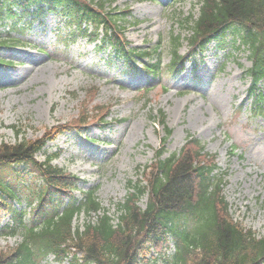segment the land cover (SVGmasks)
I'll list each match as a JSON object with an SVG mask.
<instances>
[{"label":"rangeland","instance_id":"374dc122","mask_svg":"<svg viewBox=\"0 0 264 264\" xmlns=\"http://www.w3.org/2000/svg\"><path fill=\"white\" fill-rule=\"evenodd\" d=\"M198 1L108 2L122 12H131L128 20L132 25H126V35L132 46L148 49L160 45L165 66L171 59L172 35H181L179 53L187 52V33L180 22L189 14H198ZM136 21L139 24L133 25ZM0 30L3 37L21 44L0 49V59L14 64L0 68L2 141L14 144L16 132L36 140L47 128L73 125L83 114L91 115L85 131L59 137L47 145V154L62 151L53 164L77 175L82 190L98 189L100 202L113 214L114 204L127 196L128 183L142 180L141 168L152 163L162 145L166 133L159 124L162 113L172 130L165 157L179 152L188 136L199 139L205 151L216 156L232 216L264 236V115L251 113V82L245 75L251 66L248 52L242 47L237 50L231 34L226 36L230 44L220 48L215 42L202 58L187 64L182 74L167 76L164 67L161 78L151 79L142 63L129 71L114 52L95 49L84 40L65 49L59 34L67 32L66 25L59 17L36 20L23 34L9 27ZM107 112L105 119L112 125L99 130L95 127L99 117ZM145 204L143 199L141 206ZM84 221L81 217L78 223ZM18 242L0 239V255ZM41 263L59 264L53 257Z\"/></svg>","mask_w":264,"mask_h":264},{"label":"trees","instance_id":"16d2710c","mask_svg":"<svg viewBox=\"0 0 264 264\" xmlns=\"http://www.w3.org/2000/svg\"><path fill=\"white\" fill-rule=\"evenodd\" d=\"M98 2L0 0V27L5 26L8 19L19 22V18L37 17L47 7L75 25L74 38L96 41L99 29L103 27L105 37L101 47L113 45L117 55L128 64L135 63L139 57L152 59L158 53L155 48L149 52H137L135 56L134 50H127V43L117 38L122 30L117 25L120 19H115L106 10V0ZM31 6L36 10L31 11ZM198 6L197 19L192 20L191 17L185 24L187 28L191 27L187 39L189 44L202 49L220 32L229 30L234 24L241 25L244 31L242 43L251 52L253 60L249 73L254 85L264 82V0H203ZM191 23L193 25L189 26ZM1 35L0 45L12 42L3 40ZM180 41L179 37L171 38V53L175 57ZM159 68V63L145 66L148 72L153 73ZM91 117L83 114L80 121L66 127L85 125ZM104 117H99V120ZM160 122L165 125L163 116ZM64 130L65 127L57 126L46 132L44 139H53L55 133ZM170 135L171 130L166 129L163 150L156 153L152 164L142 169L144 179L137 183L129 182L128 196L117 205L119 216L116 223L105 209L102 215H97L103 208L96 190L82 193L81 201L76 198L79 178L53 166L51 161L55 155L41 164L34 161V155L44 147V139L30 141L23 138L14 145L0 140V166L8 169L11 161H32L43 184L38 197L41 201L45 199L51 212L40 217L34 213L39 215L41 210L44 211L43 207L36 209L31 221L26 222L24 213L12 204L20 201V197L0 176V212L11 215L13 220V225L8 224L0 236L21 239L15 248L0 255V264H40L39 261L49 255L59 260L68 259L72 264H159V260L163 264L264 263V237L247 230L229 214L223 195L226 183L219 174H214L217 169L215 157L203 154L202 143L189 137L178 155L164 158V145ZM16 179L21 180L22 175ZM58 194L66 197L65 200H55ZM144 197H147V203L142 208L139 203ZM58 202L63 206L62 213L57 211ZM81 214L88 220L82 227L74 226V218ZM92 214L95 221H92ZM169 237L175 240L177 252L167 258L163 251ZM148 244L159 257L148 256L151 252Z\"/></svg>","mask_w":264,"mask_h":264}]
</instances>
